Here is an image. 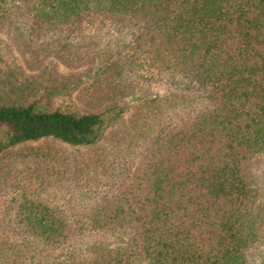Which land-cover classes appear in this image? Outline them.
Returning <instances> with one entry per match:
<instances>
[{
    "label": "trees",
    "instance_id": "1",
    "mask_svg": "<svg viewBox=\"0 0 264 264\" xmlns=\"http://www.w3.org/2000/svg\"><path fill=\"white\" fill-rule=\"evenodd\" d=\"M0 32L140 109L133 157L75 203L41 148L0 168V264H264V0H0ZM68 87L0 80V157L95 146L125 111L57 106Z\"/></svg>",
    "mask_w": 264,
    "mask_h": 264
},
{
    "label": "rangeland",
    "instance_id": "2",
    "mask_svg": "<svg viewBox=\"0 0 264 264\" xmlns=\"http://www.w3.org/2000/svg\"><path fill=\"white\" fill-rule=\"evenodd\" d=\"M43 58L42 56L37 58L35 54L24 57L0 32V80L12 75L19 81H31L39 92L50 81L67 84L68 91L58 97L55 104L75 112H99L112 105L125 107L120 119L111 124L95 146L72 147L59 141L47 140L17 147L11 150V153L0 157V168L8 172L12 164L17 170L22 171L26 168V159L22 157V153L28 147L41 148L44 153L51 154L49 160L53 158L55 162L58 161V165H62L61 169L66 171L64 187L47 184L46 188L49 199L59 206L68 201H72L71 204L77 202L82 186L96 175H104L103 180L108 179L112 182L118 174L113 168L120 167L121 158L124 159L126 166L127 161L133 157V147L130 148L127 141L136 130L140 109L137 107L138 102L133 101L132 95L127 97L123 95L122 98L116 96L113 101L106 99L109 93L98 92L91 96L93 90L90 91L87 87L95 88L91 85L92 67L69 68L55 57ZM130 152L132 155H128Z\"/></svg>",
    "mask_w": 264,
    "mask_h": 264
}]
</instances>
